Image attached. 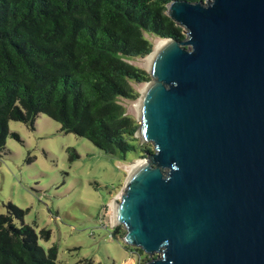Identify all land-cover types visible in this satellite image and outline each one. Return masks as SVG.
<instances>
[{
  "label": "water",
  "instance_id": "obj_1",
  "mask_svg": "<svg viewBox=\"0 0 264 264\" xmlns=\"http://www.w3.org/2000/svg\"><path fill=\"white\" fill-rule=\"evenodd\" d=\"M115 206L146 264H264V0H172Z\"/></svg>",
  "mask_w": 264,
  "mask_h": 264
},
{
  "label": "trees",
  "instance_id": "obj_2",
  "mask_svg": "<svg viewBox=\"0 0 264 264\" xmlns=\"http://www.w3.org/2000/svg\"><path fill=\"white\" fill-rule=\"evenodd\" d=\"M171 1L0 0V153L8 137L18 140L9 122L33 130L39 115L109 156L151 153L119 101L135 100L132 84L150 81L128 63L152 53L145 36L184 39L166 15ZM25 213L8 204L0 215V264H56V248L39 246Z\"/></svg>",
  "mask_w": 264,
  "mask_h": 264
},
{
  "label": "rangeland",
  "instance_id": "obj_3",
  "mask_svg": "<svg viewBox=\"0 0 264 264\" xmlns=\"http://www.w3.org/2000/svg\"><path fill=\"white\" fill-rule=\"evenodd\" d=\"M145 38L154 51L159 39ZM145 59L128 63L147 73ZM146 83L132 84L135 100L119 101L136 123L134 107ZM8 128L18 140L8 137L0 153V215L8 204L25 211L23 224L34 229L43 250L56 248V264H137L140 256L147 259L125 245V229L112 222L111 210L128 168L145 163V155L109 156L83 138L61 133L44 115L36 118L33 130L19 122H9ZM139 143L153 152L151 143Z\"/></svg>",
  "mask_w": 264,
  "mask_h": 264
},
{
  "label": "bare ground",
  "instance_id": "obj_4",
  "mask_svg": "<svg viewBox=\"0 0 264 264\" xmlns=\"http://www.w3.org/2000/svg\"><path fill=\"white\" fill-rule=\"evenodd\" d=\"M160 41V40H159ZM155 44V48H154V51H152V53L150 55H148L146 57V59L144 60L145 61V66L147 67L148 71L151 70L150 68V65H151V62L153 60V57L155 56L156 53L159 52V50L166 44L165 41H161ZM146 85H144L141 89V95L143 94L144 92V89H145ZM141 99V98H140ZM140 101V100H139ZM139 101L136 103L135 105V110L137 113H139ZM142 164L138 165V164H134L133 166L129 167L128 168V173L131 174L132 172H134L138 167H140ZM117 203H113L112 206H111V210H112V222L114 224H116V218H115V206H116Z\"/></svg>",
  "mask_w": 264,
  "mask_h": 264
}]
</instances>
